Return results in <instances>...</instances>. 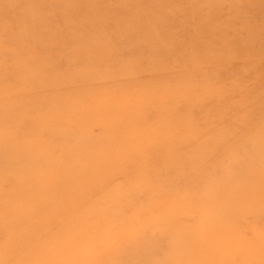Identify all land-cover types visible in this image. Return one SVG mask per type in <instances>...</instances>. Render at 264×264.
I'll use <instances>...</instances> for the list:
<instances>
[{
    "label": "rangeland",
    "instance_id": "374dc122",
    "mask_svg": "<svg viewBox=\"0 0 264 264\" xmlns=\"http://www.w3.org/2000/svg\"><path fill=\"white\" fill-rule=\"evenodd\" d=\"M192 51L195 57H190ZM200 55L199 61L206 59L208 64L211 102L207 112L202 109L192 117L198 121L207 116L211 138L216 125L222 127V135L238 137L230 141V148L218 146L224 152L220 155H215L216 147H210L213 155L209 153L210 162L200 174L204 177L191 183L198 188L191 195L209 198L204 215L198 218L202 226L195 212L192 233L180 235L179 229L170 232L161 223V211L171 207L167 203L175 195L164 194L161 199L143 192L136 195L124 186L122 166L112 169L106 164L107 159L115 158L119 165V160L132 159L126 155L128 150L120 156L117 149L108 153L109 146L91 156L86 152L97 142H115L120 144L117 148L128 145L135 175L152 189L155 164L145 148L156 143L151 137L160 117L145 115L147 121L140 122L137 113L138 119L111 114L118 115L110 117L117 120L129 119L131 124H123L136 130V137L126 133L123 140L119 138L122 143L117 142L115 133L103 134L109 129H102L100 120L107 117L101 113L85 115L81 125L79 94L87 93L89 100L97 101L101 99L97 94L107 90L116 92L123 103L136 100L142 105L145 99L121 93L134 91L135 80L158 73L178 80ZM254 90L264 94V0H0V106L4 107L0 109V141L18 136L25 111L20 114L14 106L24 108L22 103L28 106L36 96L33 111L48 101V114L78 113L71 132L77 139L68 141V146L51 132L42 140L41 150L36 143L27 148L35 154L31 158L4 160L1 153L0 264L165 262L159 255L146 257L144 241L125 239L138 231L152 239L161 234L164 250L160 254L172 250L168 243L179 237L192 239L196 252L191 264H264V154H259L264 145V97L251 103L243 99ZM217 93L226 108L228 104V109L237 111L213 110ZM38 117L31 116L36 127L41 124ZM62 118L47 128L71 130L66 127L72 124L70 115ZM84 133L90 138L79 144ZM217 134L221 136L219 129ZM215 139L220 142L222 137ZM5 145L0 150L5 151ZM154 146L151 149L160 148ZM99 156L105 163L99 162ZM14 188L19 191L11 196ZM182 222L189 225L186 218ZM257 247V254L250 251ZM239 249L241 255L236 252ZM166 263L172 264L170 257Z\"/></svg>",
    "mask_w": 264,
    "mask_h": 264
},
{
    "label": "bare ground",
    "instance_id": "6f19581e",
    "mask_svg": "<svg viewBox=\"0 0 264 264\" xmlns=\"http://www.w3.org/2000/svg\"><path fill=\"white\" fill-rule=\"evenodd\" d=\"M194 55L196 54L194 51H192L190 57H195ZM200 57L201 55L197 56V60H194L196 62L193 61V66L191 67L184 64L185 66L190 68H188V70L185 72H182L183 70H181L183 76L178 80L173 79V77L164 79L163 75L158 73V75L155 77L151 76L149 78L147 77L146 79L142 78L140 80L138 79L135 80L134 82L137 84V86H135L134 91H126L124 93H121V95L133 96L131 99L134 98L143 99V100L145 99L146 101L142 105L139 102H136V100L131 103H129L130 100L129 102L123 103L121 100H119L120 98L118 97L120 96L116 92L107 91V90L101 94L95 93L99 95V98H101L100 100L97 101L92 99L89 100L88 96L90 95H88L87 93L79 94L80 95L79 109H81V113H79L81 117L79 119H81L80 122L82 123L81 125L85 123L83 119L85 115L90 113L93 114L101 113L107 118L103 120L98 119V121L100 120V122L102 123L103 125L102 129H109L108 130L109 132L102 130L103 134L106 135L108 133L109 135H111L115 133L114 135H116L117 137L116 138L117 142L119 141L121 142V140H123L124 138V134L126 133L127 134L131 133L130 135L132 137H136V130L133 126H127L126 124H123V123L131 124L129 119L117 120L115 118H110V117H116L118 115L110 116L111 114L123 113L126 114V116L130 114V116L135 115L133 116V118L136 117V119H138V115L135 114L137 113L140 115V119H139L140 122L147 121L145 115L160 117L158 123H154L153 125L154 129H156V132L154 136L151 137V140L152 139L156 140V143L149 144L145 148V152H148L147 154L149 155L148 156L149 159L153 158L154 159L153 163L155 164L152 170V179L154 181V184H152L151 182L152 189L146 187L147 184H145L144 181H141L135 175V169L133 168L134 155H133V151L129 149L128 145L122 144L121 147L117 148V146L120 144H116L115 142L113 143H111L110 141L106 143L97 142L95 143V145L98 146V148H95L96 146H94L93 150L90 151L87 150L86 152L89 156H91L94 153H99L102 150H104L105 146L107 147L109 146L108 153L112 151V154H114L116 153V149H117L120 156L122 154H125L126 150H128V153H126V155L131 156L132 159L126 161L119 160L121 165H119L116 162L115 158L109 160L107 159L106 164H108V166H110L112 169L114 167L122 166V170H123L122 177L126 183L124 186L125 187L126 185L129 186L130 190L135 192L136 195H140L143 192L152 197L157 196L159 199H161L164 194L170 193V195H175V198L171 202L167 203L168 206L169 204H171L170 205L171 207H169L165 211H161L162 212L161 223L166 224L167 225L166 228L170 232L171 231L177 232V230L179 229L180 235L184 233L186 234L190 232L192 233L193 226L191 223L193 222L192 219L195 218L194 217L195 212L197 214V222L198 224H200V226H202L200 219L198 218L200 214L204 215V210H206L208 207L207 203L209 198L207 196H204L202 199H197L196 197L198 196H196L195 194L191 195L192 191L198 190V188L192 186L191 183L198 177L199 178L204 177V175L203 177H200V174L205 171L206 169L205 166L210 162L212 156L209 155V153L213 155V152L212 153L210 152V147L213 146L216 147L217 151L215 155H220L223 152V150L220 149L219 147L221 146L224 148L232 147L230 141L238 137L237 134L228 133L227 135H222L221 134L222 127L220 125H216V127L219 129V133L221 134V136H218L217 134L218 129L214 127L213 138H211L208 136V131H207L208 123L205 122V118L207 116L205 115L206 116L205 118L198 121H195L192 117V115H194L195 113H197L198 115V113L200 112L199 110L204 109L203 112H207L208 108L210 107L209 104L211 102L208 93V85H209V72L207 69L208 64L206 59L199 61V59H202ZM183 62L184 61H182V63ZM172 66L173 65H171V67ZM176 66L177 65L174 66L175 69H177ZM187 79H193V81L189 82L187 81ZM163 80L164 82L162 83ZM141 84L142 85L146 84L148 86H140L139 88L138 85ZM130 92H132L135 96L133 94L130 95ZM252 92L254 94H249V95L247 94L245 98L244 95L243 99L246 101L249 100L250 102V101H257L260 97L261 98L264 97L263 91L254 90ZM41 96L42 97L39 98H43V95ZM36 97L34 99H37ZM219 97H221L220 93L214 95V100L212 102L215 105L213 106V110H216L218 112L237 111V109H228L229 108L228 104H226L227 105L226 108L224 100L223 99L220 100ZM34 99L32 100V103H30V105L28 106L26 105L25 102H23L22 105L26 106L24 108L23 106H20V104L14 106L15 110H17L18 112L20 111L19 112L20 114L22 113V111H25V114L20 116V122L17 126L18 136L17 137L5 136L0 141V143H2L0 147L3 145V143L4 145L7 143L5 145L6 147V149H4L5 151L0 150V155L3 154L2 156H4V160L6 157L9 156H11L9 157V159L10 158L13 159L14 157L31 158L32 157L31 155L34 156L35 154L34 152H30V149L27 148L31 147L32 144L36 143L39 146L36 149L41 150L43 143L42 140L45 139L47 135H50L51 132L52 134L54 133L58 134V136H54V137L56 138L59 137L60 140L63 139L64 140L63 143L67 144L66 146H68V141L77 139L75 136H73V134H71L72 129H76L75 128L76 124L74 122V119H78V113L75 112V110H73L74 111L73 113L65 112L61 114V113L53 112L51 114H48L50 109L46 107L48 102L46 101L45 106L43 102L37 107H34L35 110L33 111L31 107L33 105ZM117 102L126 105H118ZM18 107L21 110H18L19 109ZM0 109L4 110V107L0 106ZM93 110H96V112ZM254 111L256 110L254 109L253 113ZM67 114L70 115L72 124L68 123L66 127L68 126L67 129H71V130L64 129L62 131H54L51 128H50L51 130L47 128V124L57 125L58 118L63 119L62 117ZM178 114L179 115L183 114L184 117L179 118ZM37 115H39L37 119L40 118L41 124H39V126L36 127L37 122L36 123L33 122L34 120H31L32 119L31 116H37ZM251 117H254V115H252ZM251 117L249 118L250 120H252ZM235 118H241V117L235 116ZM257 118H255L254 121L259 120V117ZM173 126H175L176 128L172 129L171 127ZM36 129L39 130L37 135L35 134ZM188 129H191V131H188ZM111 137L113 136H110V138ZM217 137H222V140L218 142L215 139ZM89 138L90 137L84 133V136L79 137V144L87 143V139ZM96 138H94L95 142L98 140ZM119 138L121 140H119ZM13 143H17V144H13ZM154 145H160V148L151 149V146ZM180 146H182L184 149ZM235 153L241 154L239 150H236ZM244 153L251 154L252 151H246ZM259 154H264V145L261 147V152H259ZM83 157L84 156H82L79 153V159H83ZM17 160L19 163L23 162L22 159H17ZM98 160L100 163L101 162L105 163L103 161L104 157L99 156ZM226 169L229 170V168ZM98 171L99 169L96 167V169L94 170V174L96 175ZM156 175H158V177ZM100 180L102 181L103 179ZM129 188L127 189L129 190ZM219 188L222 192L224 191L223 186H220ZM18 191L19 189L14 188L13 191L11 192V196L15 192L17 194ZM154 203L158 204V202H154ZM159 205L161 206L162 203L160 202ZM77 207H79V203L77 204ZM185 218L189 221V225H186L184 222H182V219ZM199 229L201 231L202 227H199ZM135 235L136 236H134V234L128 235L125 239H127L128 237L129 238L136 237L134 241H137V243L138 241L139 242L144 241L146 245L148 244L143 251L144 255L146 254V257H150V256L152 257L153 255L156 256L154 258H157V255H159L161 259L166 258L165 262L162 260L160 264H168L166 263V261L168 260L169 257L172 260V264H191L192 252H196V248H194L193 250L191 248L192 239L187 240L184 237H179L177 241L174 240L173 242L168 243V248H171L173 251L169 249L165 253L160 254V252L164 250V240L161 237V234H154L153 235L154 239H152V236L148 237L146 234L142 236L139 233V231ZM195 237L200 238L197 236ZM259 250L260 247H257L254 248V250H250V251H253L257 254ZM178 251L181 253H178ZM236 252H238L241 255V249L237 250ZM171 254L173 256H170ZM241 258H244V256Z\"/></svg>",
    "mask_w": 264,
    "mask_h": 264
}]
</instances>
